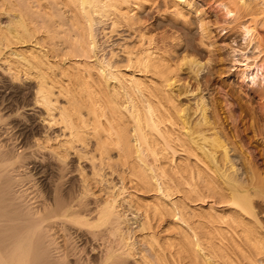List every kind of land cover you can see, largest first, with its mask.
Returning a JSON list of instances; mask_svg holds the SVG:
<instances>
[{"label":"bare ground","instance_id":"1","mask_svg":"<svg viewBox=\"0 0 264 264\" xmlns=\"http://www.w3.org/2000/svg\"><path fill=\"white\" fill-rule=\"evenodd\" d=\"M0 1V11L8 17L7 23L0 24V62L6 64L0 65V70L6 78L5 81L12 86L15 81H34L33 84H26L35 90L31 99L33 104L44 109L43 114L49 120H53L52 90L57 87L58 94L66 96L67 99V106L59 109L57 117L63 128L68 131L67 143H86L93 140L100 156H107L110 151L115 150L123 172L129 177L128 181L145 189L147 193L159 191L153 183V176L141 166L142 151L152 156L154 163H158L156 175L165 179L164 176L168 174L169 178L163 181L166 192L172 188L171 179L177 182L178 186L188 184V189L182 191L184 195L182 194L180 206L175 202L166 203L162 198L165 194L162 197H150L149 201H130L129 205L139 213L138 223L141 231H147L144 230L147 220L149 223L167 220L166 229H162L164 231L167 227H175L173 218L176 213L182 215L186 211L184 208L189 209L184 200L214 199L224 205V208L218 211L209 206L207 211L199 209V212H193L188 230L172 232L173 234L164 232L158 240L152 237L150 240L156 248L149 242L152 257L143 259L142 264H210L208 256L206 255L205 260L200 254L203 250L215 255L220 260L219 264H264V226L257 218L264 203V180L256 178L258 175L255 176V172H252L250 180L247 178L249 182L243 184L232 179L224 170L220 171L216 154L219 150V154L221 152L223 160L227 162L225 141L216 133L207 136L201 131L191 129L182 113L179 114L177 105L172 104L171 96L165 93L172 85L173 67L176 64L163 56L154 55L155 52L151 51L149 46L140 50L138 48V51H134L128 58V62H132L143 74H150L146 81L149 84L142 85L140 81L133 79L124 87V82L120 80L117 81V86L109 85L103 78L102 71H97V75L84 61L81 65L73 61L76 58H88L93 49L92 13L107 18L113 16L116 22L126 20L128 12L132 10L131 3L135 0ZM56 3L68 9L69 26L67 30H63L64 37L60 42L65 46L64 55L68 56L66 59L69 66H60L57 71L42 55L34 53H18L19 61L17 59L14 64L3 60L5 49L29 43L43 25L45 29L53 26L55 22L52 17H46L45 11L41 14L37 8L43 4L45 9L50 8L51 5L56 6ZM33 4L37 7H33ZM188 4L183 3L182 8H187ZM217 5L232 21L240 20L243 13H247L244 16L251 15L249 18H252L253 27L239 24L242 31L240 36L242 35L247 44L254 42L257 53H262L261 41L254 27L256 28V24L264 27V0H218ZM41 9L43 10V7ZM195 20L202 40L207 34L205 27L197 16ZM45 29L43 28L44 31ZM262 33L264 35V29ZM47 34L50 39V32ZM53 36L51 40L55 39ZM122 87L130 94L132 111L129 116L123 112L124 102L120 95ZM205 120L204 118V122ZM175 121L179 122L182 128L177 134L174 130L179 124L175 127ZM173 126L176 129H173ZM18 128L19 135L28 137L30 129L25 124ZM35 145L37 149H48L55 161L63 163L64 158L58 152L50 151L44 144ZM171 147L179 148L181 152H185L186 157H180V160L174 163L173 152L172 155L168 153ZM190 157L195 161H191ZM23 160L20 153L0 148V264H71L66 259L56 260L50 252L52 242L47 233L54 224H58L65 231L74 229L83 236L93 238H102L107 233L109 248L106 244L107 251H103L100 264H125L123 255H129L128 252L118 251H124L128 244L120 229V218L114 214V204L104 202L95 205L93 215L89 213L86 216L81 213L75 206L80 207L83 197L88 193L85 179L81 178V188L76 196L80 197V200L76 205L72 204L75 195L70 201L59 200L56 186L53 189L54 201L51 204L46 203L39 210H31L21 203L20 196L13 190L19 180L9 174L16 166H24ZM164 250L166 255L160 253ZM86 264L94 263L90 261Z\"/></svg>","mask_w":264,"mask_h":264},{"label":"rangeland","instance_id":"2","mask_svg":"<svg viewBox=\"0 0 264 264\" xmlns=\"http://www.w3.org/2000/svg\"><path fill=\"white\" fill-rule=\"evenodd\" d=\"M59 3L46 9L44 4L37 8L40 9L41 14L45 11L46 17H52L55 23L51 28L45 29L43 25L45 31L43 28L38 29L40 33L37 32L29 43L5 49L2 59L14 64L17 59L19 61L18 53H34V55H42L56 70L60 66H69L66 59L68 56L64 55L65 46L61 45L64 31L69 26V14L68 9L59 6ZM183 3H189L188 7L182 8ZM217 4L218 0H135L131 3L132 10L128 12L126 20L119 22H116L113 16L107 18L92 13L93 49L88 58H76L73 61L77 65H81L84 61L97 75V71H102L101 74L109 85L117 86L119 85L117 81L120 80L124 82V87L133 79L140 81L142 85L149 84L146 81L150 78V74H143L142 70L136 68L132 62H128V58L135 53L134 51H138V48L140 50L149 46L151 51L155 52L154 55L163 56L171 63H175L172 85L165 93L171 96L172 104L177 105L179 114L182 113L191 129L201 131L207 136L216 133L225 141L227 162L223 160L219 150L216 154V163L220 171L224 170L235 181L247 184L252 172H255V176L258 175L256 178L260 177L264 180V35L262 33L264 27L260 24H258L260 27L257 24L256 28L254 27L261 41V50L263 48L262 53L258 54L255 43L247 44L246 40L242 39V35L240 36L241 26L253 27L252 18H249L251 15L244 16L243 13L242 17H239L240 20L232 21L230 17L224 15ZM33 5L37 7L36 4ZM0 14V24L4 25L8 17L1 11ZM196 16L203 23L207 33L202 40L195 23ZM46 31L50 32L49 37L54 35L53 39L54 37L55 39L47 38ZM0 65L6 64L0 62ZM5 79L3 74L0 75V148L20 153L24 159V166L20 168L16 166L9 174L19 180L13 186V190L20 196L21 203L31 210L36 211L41 209L43 204H51L54 201L53 189L56 186L57 198L65 202L70 201L74 195L75 197L78 195L81 178H84L88 193L83 197L80 207L75 206V208L88 216L89 213L94 214L95 205L104 202L113 203L114 214L120 218V229L128 244L126 250L118 253L128 252L129 255H123L126 259L125 264H142L143 259L152 257L150 243L155 246L150 240L152 237L158 240L164 234L188 230L192 213L199 212V209L207 211L211 206L218 211L224 208V205L214 199L184 200L189 209H183L186 210L182 213L183 216L176 213L173 218L175 227H167L164 231L167 220V222L155 220L150 223L147 220L144 226V230L147 231H141L138 223L139 213L129 205V202L135 199V202H139V199L149 201L150 197H162L165 194L166 196L162 198L166 203L175 202L180 206V200H183L184 195L182 191L188 189V184L178 186L177 182L171 179L172 188L166 192L163 181L169 178L168 174L164 176L165 179L156 175L158 163H154L153 157L142 151L141 166L153 176V183L159 191L147 193L145 189L128 181L129 177L123 172L115 150L110 151L107 156L102 154L103 157L97 152L93 140L86 143H67L68 131L57 120L59 109L67 106V99L66 96L58 94L57 87L52 90L53 120H49L43 114L44 109L33 104L31 99L35 90L26 84H33L34 81L27 80V83L21 80L15 81L12 86ZM124 87L120 90V95L124 102L123 112L129 116L132 103L130 94ZM20 124H25L30 129L28 137L19 135ZM174 124L177 127L179 122L175 121ZM180 125L177 129L172 127L176 129L175 134L179 130L182 131ZM35 143L44 144L50 151L58 152L64 158L63 163L55 161L48 149H37ZM172 152L174 163L179 161L180 157H186L185 152H181L179 148H169V155H172ZM190 160L195 161L193 157H190ZM78 200L80 197L74 198L72 204L76 205ZM262 205L264 207V203ZM263 207L257 214L262 226H264ZM59 227L58 224L51 225L47 233L48 239L52 242L49 247L50 252L56 260L66 259L71 264L79 261L82 264L90 261L94 264L101 263V256L106 250L105 245L107 244L106 247L109 248L107 233L102 238H93L83 236L74 229L65 231ZM160 253L166 255L165 250ZM200 254L205 260L208 256L210 264L220 262L215 255L206 253V250Z\"/></svg>","mask_w":264,"mask_h":264}]
</instances>
